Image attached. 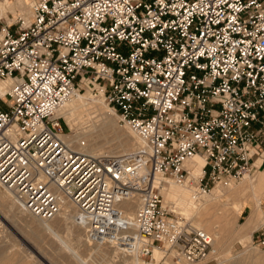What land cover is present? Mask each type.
Returning a JSON list of instances; mask_svg holds the SVG:
<instances>
[{
  "label": "built area",
  "instance_id": "1",
  "mask_svg": "<svg viewBox=\"0 0 264 264\" xmlns=\"http://www.w3.org/2000/svg\"><path fill=\"white\" fill-rule=\"evenodd\" d=\"M86 90L139 148L90 154L83 137L62 139L73 132L59 110ZM261 168L264 0H31L0 26V188L22 212L71 204L91 243L138 264H202L217 256L212 234L163 192L197 201ZM260 206L249 243L264 252Z\"/></svg>",
  "mask_w": 264,
  "mask_h": 264
},
{
  "label": "rangeland",
  "instance_id": "2",
  "mask_svg": "<svg viewBox=\"0 0 264 264\" xmlns=\"http://www.w3.org/2000/svg\"><path fill=\"white\" fill-rule=\"evenodd\" d=\"M7 2L6 6L0 11V26L14 21L21 13H26L29 0H7ZM78 94L82 96L83 101H75L69 107L70 110L66 107L59 112L66 122V125L64 122L62 123L63 127L66 129L68 126L73 132L72 135H63V140L66 141L65 137L67 139L68 137L74 138L77 136L88 137L94 148L105 152L112 150L118 154L140 147V141L131 131L115 122L100 97L89 95L88 90L80 91ZM105 122L111 124L112 130H104L103 125ZM186 164L190 166L191 175L194 177L192 161L189 160ZM263 171L264 168H261V171L259 169L256 172L261 174ZM245 178L243 177L241 181L240 179L236 181L233 188L239 189ZM169 188H171V185L166 190ZM186 197L188 196L182 194L180 198L184 200ZM10 200L11 195L0 188V257L1 255L8 257L11 260L8 264H138L133 257L119 253L112 248L89 242L84 235V230L74 225L72 221L64 219V213L50 218L52 220L47 223L55 228L56 238L43 229L44 225L41 227L39 219H35L18 208L11 207ZM263 201L264 199L260 202ZM225 202V198L221 196L218 203L223 204ZM200 204L202 202L197 200L196 205L199 206ZM127 207L132 210L134 206L127 204ZM251 209H253L252 204L244 203L239 212V221L241 223L246 219ZM212 213L214 214L215 212ZM207 214L209 215V213ZM185 217L189 218L191 223L195 221L193 216ZM211 217L215 218L214 220H218V217L214 215ZM260 220H258L256 227ZM197 221L201 223L198 219ZM248 239L250 242V235ZM229 248L230 245L227 242L220 245L218 251V257L221 253L222 257L228 260V264L239 262L241 260L240 256L246 251L256 252L264 257V252L252 247L250 243L241 247L240 244L235 242L231 245V249ZM156 256L158 257V255ZM218 257L202 264H218Z\"/></svg>",
  "mask_w": 264,
  "mask_h": 264
},
{
  "label": "bare ground",
  "instance_id": "3",
  "mask_svg": "<svg viewBox=\"0 0 264 264\" xmlns=\"http://www.w3.org/2000/svg\"><path fill=\"white\" fill-rule=\"evenodd\" d=\"M30 1L31 0H29V2ZM7 3H8L7 0L0 1V11L4 8V6H6ZM80 100H82V96L80 94L73 95L69 100H67L63 104L59 112H61L62 109H65L66 107H68V110H70L69 107L72 106L75 101H80ZM108 112L112 116V113L109 108H108ZM103 128L105 131L112 130L111 124L109 122L108 123L105 122V124L103 125ZM131 133L133 134L132 131ZM80 137H83V139L86 141L85 151L90 154H110V155L118 154L117 152L112 151V150L105 152V151H101L100 149L94 148L91 145V141L88 140V137L86 138L84 136H77L74 138L68 137V139L67 137H65L64 139H66V141H74ZM189 160L192 161V166L194 168V174L196 176L199 173L200 168L203 163L202 157L200 155H194ZM256 171L252 175L243 176L244 178L245 177L246 178L244 180V183L239 189L235 188L236 189L235 190L233 188V185H235L234 183L233 184L232 183L231 184L221 183V184L214 185L209 190L210 192V193L208 192L209 194L207 193L198 199V201L202 202V204H200L199 206L196 205V201H193L191 199V192H190V189L187 187H182V186H178V185L170 183L171 188L165 190L163 192V196L166 201L175 203V205L178 207V210L180 211L182 215L193 216L195 221H193L192 224L194 226L202 228L205 231L212 234L213 245L217 250L216 257H218L219 247L222 244H225L228 242L230 245L229 249H231V245L235 242L240 244L241 247H244L245 245L249 244L248 237L250 233L256 228L258 220H260V215H261V209H260L261 202L260 201L264 199V171L261 174L259 173L257 174ZM243 177L240 179V181L243 179ZM213 188L215 189L211 191ZM8 194L10 193L8 192ZM182 194L185 196L187 195L188 197H186L183 200L180 198ZM221 196H223L226 200V202L223 204L218 203ZM10 203H11L10 204L11 207L18 208L15 205L12 199V196H11ZM244 203L252 204L253 209L250 210V213L248 214L246 219L241 223L239 221V212L241 211ZM65 207L67 210H70L69 211L70 213L74 211V208H72L71 204H67ZM212 212H215V213L213 214ZM70 213L67 212L64 215V219L72 221ZM207 213H209V215L213 214L215 217H218V220H214L215 218L211 217L213 215L209 216ZM206 216H209V217H206ZM34 218L39 219L36 217ZM197 219L201 223H198ZM49 220H52V219H39V221H41V227L42 225H44L43 229H45L47 232H49L50 234L56 237L54 233L55 228L47 224ZM158 254H159L158 251L154 248L152 251V256L154 255L153 257L156 258L157 257L156 255ZM222 256L223 255L220 253L218 257V260H219L218 264H228V260H225V258H223ZM240 259L241 260L239 262L230 263V264H264V257L260 256L256 252L246 251L240 256ZM10 261L11 260L8 257H3V255H1L0 264H8Z\"/></svg>",
  "mask_w": 264,
  "mask_h": 264
}]
</instances>
